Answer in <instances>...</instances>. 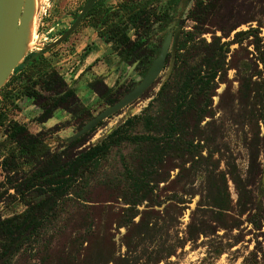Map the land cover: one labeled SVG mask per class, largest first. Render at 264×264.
I'll list each match as a JSON object with an SVG mask.
<instances>
[{
	"label": "rangeland",
	"instance_id": "1",
	"mask_svg": "<svg viewBox=\"0 0 264 264\" xmlns=\"http://www.w3.org/2000/svg\"><path fill=\"white\" fill-rule=\"evenodd\" d=\"M121 1L107 0L106 5L115 7ZM177 1L174 4L168 0H151L149 8L160 13L168 7L172 34L177 32L179 36L194 24L187 18L194 0ZM85 2L42 0L35 19L32 44L45 45L53 40L70 24ZM88 20L81 21L66 41L42 55L43 51L32 47L26 59L29 56L30 60L36 59L24 70L15 71L0 90V110L8 108L6 120L0 125V218L25 208L13 186L20 185L33 170L27 158L19 155L16 141L7 135L8 122L25 124L28 131L44 139L51 150L61 149L66 137L79 128L78 118L73 119L74 123L68 121V114L62 109L55 111L46 122L39 119L42 111L40 101L23 96L29 87L39 89L40 85H34L33 80L46 70L63 73L78 59L82 63V71L75 80L65 75L66 82L75 86L81 101L90 106L92 115L109 105L98 101L94 94L84 97L89 93L84 87L86 75L92 79L107 70V65L102 64L94 73L95 66L101 62L100 57L96 61L94 57L111 52L110 46L93 30ZM198 26H202L204 32L201 37L207 41L219 37L220 42H229V51L226 65L215 78L211 95L206 100L207 115L197 121L192 130L189 129V138L197 144L199 153L185 162L169 157L161 167L164 181H155L154 194L159 205L149 206L151 203L144 201L136 206L139 212L155 211V229L145 232L132 225L111 224L112 220L122 216L129 204L125 203L118 189L103 184L98 178L91 181L87 204L90 205L95 232L103 233L106 228H111L115 255L123 258V264H264V192L260 187L264 173V123L258 119L264 114V64L260 51L256 50L258 43L264 55V0H217L207 22ZM250 28L256 29L259 40L253 35L235 36L236 32ZM166 32L154 24L153 27L150 25L147 33L161 44ZM171 49L172 41L169 54ZM173 54L175 58V49ZM112 56L113 59L117 55ZM174 58L171 66L167 60L145 94L103 120L85 140L68 150V154L75 156L78 151L101 139L110 128L140 113L167 79ZM131 74L134 80L128 83L129 87L141 79L134 70ZM8 91L10 96H6ZM123 93L124 88L116 98H121ZM67 121L73 125L65 127ZM126 152L123 147L122 150L113 149L102 162L99 177L103 172L115 176L123 170L121 155ZM11 153L18 156L13 159ZM4 158L8 163L12 159L17 164L16 169L3 166L1 160ZM139 219L140 214L133 221L137 223ZM70 237L69 229L54 234L48 250L53 261ZM41 255L42 252L39 253ZM28 259L31 257L26 254H17L7 263L38 262V259ZM85 263L113 264L107 259V245L103 242L90 245L86 250Z\"/></svg>",
	"mask_w": 264,
	"mask_h": 264
},
{
	"label": "trees",
	"instance_id": "2",
	"mask_svg": "<svg viewBox=\"0 0 264 264\" xmlns=\"http://www.w3.org/2000/svg\"><path fill=\"white\" fill-rule=\"evenodd\" d=\"M106 1L97 0L82 21L89 19L91 27L99 30V36L110 43L112 50L122 47L146 70L158 53L159 44L149 42L145 35L154 22L159 23V28L165 27L169 19L168 7L155 13L148 9L151 0H123L115 7L106 5ZM175 1L169 0V3ZM216 2L194 0L187 14L194 24L177 36L172 70L156 95L140 113L128 117L94 145L71 157L68 150L80 144L87 133L67 143L62 150L51 151L49 145L39 135L30 133L25 125L15 121L9 123L7 135L16 141L19 155L27 158L33 170L22 179L20 185L13 186L25 208L19 213L0 218V260L3 259L0 264L10 263L17 254L38 259L34 264H86V250L97 242L107 245L108 261L123 264V258L115 255L111 228H106L103 233L95 232L90 205L87 204L94 178L118 189L125 203L129 204L122 216L112 220L111 224L132 225L145 232L155 229V211L139 212L136 206L144 201L151 203L149 206L159 205L154 194L155 181H164L161 167L169 157L174 156L185 162L199 153L197 144L189 138V129L192 130L194 124L207 115L206 100L211 95L215 78L226 65L230 43L220 42L219 37L207 41L201 37L204 32L202 26H198L207 22ZM255 30L239 31L235 36L253 35L259 40ZM131 32L136 36L134 40L131 39ZM256 45L264 64V55L259 44ZM19 70L21 64L14 72ZM33 84H39L42 89L52 93L44 96L33 87L23 93L35 101L40 100L43 108L39 116L41 121L50 117L56 107H62L77 117L79 126L91 116L89 109L78 102L74 90L55 70H47L37 76ZM114 92L108 88L102 93L107 103L116 100ZM10 93L6 92V96H10ZM1 110L0 125L6 120L8 108ZM258 119L264 123V114ZM122 147L123 150L127 149L121 155L123 170L115 176L103 172L100 178L102 162L113 149L122 150ZM16 156L18 154L11 153V158ZM2 165L9 166V169H16L17 166L12 159L8 163L5 158ZM139 214L140 219L135 223L133 218ZM68 229L72 237L53 261L48 252L53 236Z\"/></svg>",
	"mask_w": 264,
	"mask_h": 264
},
{
	"label": "water",
	"instance_id": "3",
	"mask_svg": "<svg viewBox=\"0 0 264 264\" xmlns=\"http://www.w3.org/2000/svg\"><path fill=\"white\" fill-rule=\"evenodd\" d=\"M41 1L42 0H0V88L10 79L15 68L24 62L28 51H30L32 47L39 49V51H45L61 43L78 26L83 16L97 0H87L67 29L52 42L45 45L32 44L35 19L40 11ZM170 38V33H168L158 55L152 60L149 69L141 81L120 100L107 106L83 124L71 138L82 135L109 114L136 99L153 83L163 68ZM263 186L264 174L261 187Z\"/></svg>",
	"mask_w": 264,
	"mask_h": 264
},
{
	"label": "flooded vegetation",
	"instance_id": "4",
	"mask_svg": "<svg viewBox=\"0 0 264 264\" xmlns=\"http://www.w3.org/2000/svg\"><path fill=\"white\" fill-rule=\"evenodd\" d=\"M169 1V0H168ZM178 1L176 0L175 1V3H177ZM174 3V4H175ZM150 7V6H149ZM148 9H150V8H148ZM79 12V11H78ZM78 12H77V14H78ZM77 16V15H76ZM170 16V15H169ZM84 17V16H83ZM76 18V17H75ZM74 18V19H75ZM83 19V18H82ZM74 20H72L71 22H70V24L73 22ZM82 21V20H81ZM69 24V25H70ZM154 24H158V29L159 30H162V31H167L166 32V36H167V34L168 33H170V36H171V38H170V43H169V47H170V44H171V41H172V49H171V52H170V54H169V47H168V51H167V55H166V58H165V61H164V65H163V68H162V70L164 69V67H165V64H166V62H167V60H168V63H169V65H171V63H172V61H173V59L172 58H174L173 56H174V54H173V49H175V43H176V40H177V36H178V34H177V32H174V35L172 34V31H171V24H170V21H169V19H168V23L165 25V27L164 28H159V23L158 22H154V23H152V27H153V25ZM68 25V26H69ZM80 25V23L78 24V26ZM67 26V27H68ZM77 26V27H78ZM67 27L66 28H64V29H62L59 33H58V35L54 38V39H56L60 34H62L66 29H67ZM76 27V28H77ZM75 28V29H76ZM93 28V30L94 31H96L97 32V34H99V30L98 29H95L94 27H92ZM74 29V30H75ZM150 29V28H149ZM74 30L68 35V37L74 32ZM149 31V30H148ZM132 33V32H131ZM165 36V37H166ZM68 37L65 39V40H63L62 42H64V41H66L67 39H68ZM135 35L132 33L131 34V39L132 40H134L135 39ZM145 37H147V40L149 41V42H153V43H156V44H159V43H157L156 41H154L150 36H148V33H146V35H145ZM53 39V40H54ZM165 39V38H164ZM164 39H163V41H164ZM53 40H51L50 42H52ZM103 41H104V39H103ZM163 41H162V43H163ZM50 42H48V43H50ZM61 42V43H62ZM47 43V44H48ZM104 43H106L105 41H104ZM162 43L161 44H159V51H160V49H161V46H162ZM60 44V43H59ZM58 44V45H59ZM106 44H108L109 46H110V43H106ZM57 46V45H56ZM55 47V46H54ZM53 47V48H54ZM52 49V48H51ZM51 49H49V50H45V51H43L40 55H42V54H44L46 51H50ZM88 50H89V48H88ZM87 50V51H88ZM110 50H111V52L108 54V55H102V56H96V57H94L95 58V61H96V59H98L99 57H100V59H101V62L100 63H98L96 66H95V69L93 70V72L94 73H97L98 71H97V67L98 66H101L102 64H105V65H107V70H105V72H102L101 74H98V75H96V76H93V78L91 79V78H89V76L88 75H86L87 76V78H86V80L84 81V87H85V89L86 90H88L89 91V93H88V95H84V97H88L89 95H91V94H94V95H97V98H98V101H101V102H103V103H106V104H109V105H107V106H110V105H112L113 103H115V102H117L118 100H120L125 94H127L132 88H134L140 81H141V79L144 77V75L146 74V72H147V70L149 69V67H150V65H151V62H152V60L158 55V53H159V51H158V53L152 58V60H151V62H150V65L148 66V68L146 69V70H143V67L140 65V63H139V61L137 60V59H132V57L131 56H129L128 55V53L127 52H124L123 51V48L122 47H119L117 50H112L111 49V46H110ZM117 55V56H115V58H113L112 59V55ZM36 58V57H35ZM28 60H30V58H27L26 60H24V62L21 64V70H19V72L20 71H22V70H24V68H26V66H27V64H30V63H32V61L33 60H30V61H28ZM83 65H85V64H83ZM79 66V67H78ZM81 67H82V63L80 62V60H75V62L73 63V64H71V66H69L66 70H65V72H63V73H61V72H57L56 70V72L59 74V75H61L62 77H63V79H64V81L66 82V77H65V75H67V76H72V78H73V80H75L77 77H78V75H79V73L82 71V69H81ZM54 70V69H53ZM133 70H134V74L136 75H139V76H141V79L138 81V82H133L132 83V85L129 87L128 86V83L130 82V81H133L134 80V78L133 77H131V73L133 72ZM161 70V71H162ZM47 71V70H46ZM160 71V72H161ZM159 76V75H158ZM157 79V78H156ZM155 79V80H156ZM155 80L153 81V83L155 82ZM152 83V84H153ZM66 84H67V86L69 87V88H72L73 90H74V92H75V95H76V97H77V99H78V102L80 103V104H82V105H84L85 107H87L88 109H89V111H90V113H91V116L86 120V121H84L83 122V124H85L88 120H90L92 117H94L95 115H97L100 111H102L103 109H105L107 106H105L102 110H100L98 113H96L95 115H92V110H91V108H90V106L87 104V102H85V101H81V97L80 96H78V94H77V91H76V88H75V86H72V84H70V83H67L66 82ZM152 84L140 95V96H138L136 99H134L133 101H131L130 103H128L127 105H125V106H123L122 108H120V109H118V110H116V111H114L113 113H111V114H109L107 117H105L104 119H102L101 121H99L96 125H94L92 128H90L88 131H86L85 133H83L82 135H80V136H78V137H76V138H71L73 135H74V133L78 130V129H80L82 126H83V124L81 125V126H79V123L77 122V125H78V129L77 130H75L72 134H70V135H68L67 137H66V139L63 141V143L61 144V149H59V150H62L64 147H65V145L67 144V143H69V142H71V141H73V140H75V139H77V138H79V137H81V136H83L84 134H86V136L84 137V139L83 140H85V138L89 135V133L90 132H93L98 126H100L102 123H103V120H105L106 118H108L110 115H113L114 113H116V112H118L119 110H121V109H123L124 107H126V106H128L129 104H131V103H133L134 101H136L137 99H139L143 94H145V92L152 86ZM39 85V84H38ZM120 86H122L121 88H120ZM124 86V87H123ZM34 88V87H33ZM108 88H112L113 90H115V92H114V94L116 95V97H117V94L118 93H121V91H123V88H124V93H123V95L121 96V98H119V99H117L116 98V100L113 102V103H107L106 101H105V99L103 98V96H102V93H105L106 91H107V89ZM35 89V88H34ZM36 90H38L41 94H43L44 92H49V91H46V90H44V89H42V87H41V85H40V87H39V89H36ZM51 93V92H50ZM44 95V94H43ZM50 95H52V93L50 94ZM50 95H44V96H50ZM23 96H25V97H27V98H30V99H32L33 101H35V99L33 98V97H30V96H27V95H24L23 94ZM17 98L15 97V99L14 100H16ZM13 100V101H14ZM40 101V100H39ZM35 104H36V102H35ZM74 105V104H73ZM72 105V106H73ZM39 106H40V102H39ZM41 107V106H40ZM58 109H62V110H64V111H66L67 112V114H68V121H72L73 122V119L74 118H77V117H73L72 116V114L70 113V112H68L66 109H64V108H62V107H56L53 111H52V114H51V116L50 117H48L47 119H45L44 120V122H46L49 118H51L52 116H53V114H54V112L55 111H57ZM41 110H43V108L41 107ZM41 113H42V111H41ZM138 114V113H137ZM134 115V114H133ZM130 117V116H129ZM128 118V117H127ZM126 118V119H127ZM125 119V120H126ZM66 122V124H65V127H67V126H69V125H73V124H71V123H69V122ZM10 122H12V121H9L8 123H10ZM16 122V121H15ZM43 122V123H44ZM123 122V121H122ZM121 122V123H122ZM19 123V122H18ZM59 123V122H58ZM58 123H56V124H58ZM74 123V122H73ZM19 124H21V123H19ZM120 124V123H119ZM119 124H117V125H119ZM23 125H25V124H23ZM116 125V126H117ZM116 126H114V127H112V128H110L109 129V131L106 133V134H108L113 128H115ZM8 127H9V124H8ZM63 128H61L60 130H62ZM93 129V130H92ZM7 134H8V132H7ZM105 134V135H106ZM104 135V136H105ZM103 136V137H104ZM102 137V138H103ZM44 140V139H43ZM82 140V141H83ZM100 140V139H99ZM98 140V141H99ZM45 141V140H44ZM97 141V142H98ZM96 143V142H95ZM94 143V144H95ZM94 144H92V145H94ZM49 145V144H48ZM78 145V144H77ZM90 146V145H89ZM89 146H87V147H89ZM50 147V146H49ZM86 147V148H87ZM51 149V148H50ZM59 150H51V151H59ZM1 164H2V160H1ZM264 174V173H263ZM262 178H263V175H262ZM261 185H262V180H261V184H260V187H261ZM261 190L264 192V186L263 187H261ZM19 196V195H18ZM19 199H20V197H19Z\"/></svg>",
	"mask_w": 264,
	"mask_h": 264
}]
</instances>
